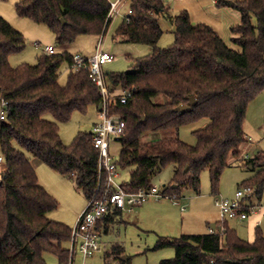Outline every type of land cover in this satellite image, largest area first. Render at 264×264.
Listing matches in <instances>:
<instances>
[{
	"label": "trees",
	"instance_id": "trees-1",
	"mask_svg": "<svg viewBox=\"0 0 264 264\" xmlns=\"http://www.w3.org/2000/svg\"><path fill=\"white\" fill-rule=\"evenodd\" d=\"M216 7L231 8L241 15L240 24L231 27L230 39L236 48L211 26L192 24L187 10L173 14L161 0H131L133 13L113 35L116 42L152 49L134 60V71L108 73L113 87L136 90L133 100L113 110L126 121L118 158L120 170L130 168L125 191L138 193L152 185L158 172L175 166L165 194L183 198L189 189L199 195L204 171H209L212 193L218 194L220 178L231 159L242 157L249 106L264 92V0H217ZM110 8L109 0H21L15 12L49 28L59 46L72 45L80 36H101ZM162 19L175 25V42L166 49L159 47L165 34ZM26 48L24 35L0 17V98L9 107L6 120L0 122V154L5 159L0 180V264H49L45 255L50 253L60 264H68L71 227L48 217L59 202L40 184L28 154L61 176H73L78 190L90 199L99 168L93 136L79 132L66 145L60 124L77 112L86 114L93 105L100 106L101 91L87 71L70 70L74 56L68 52L41 55L35 65L12 66L13 54ZM64 64L70 72L67 83L61 85ZM191 98L196 104L189 111H176L189 105ZM48 114L54 121L45 119ZM204 119L209 123L193 132L195 145L180 137L144 140L147 134L179 130ZM237 163L251 172L238 187L253 186L261 201L264 151ZM123 216L115 211L97 227L109 233V227ZM215 226L211 225L214 232L204 235L159 237L155 251L176 252L173 259L160 264H264L260 226L253 242L241 238L228 222ZM123 253L115 245L105 253L106 264L112 256L117 264H130Z\"/></svg>",
	"mask_w": 264,
	"mask_h": 264
},
{
	"label": "rangeland",
	"instance_id": "rangeland-1",
	"mask_svg": "<svg viewBox=\"0 0 264 264\" xmlns=\"http://www.w3.org/2000/svg\"><path fill=\"white\" fill-rule=\"evenodd\" d=\"M20 1L21 0L0 1V17L4 18L11 26L21 32L26 40L27 48L21 53L13 54L11 57L13 63L18 64L16 66L22 64H37L38 57L45 54L46 46H53L56 50V54L60 55V53H63V48L57 47L58 44L55 42V35L49 28L44 25H37L30 19H22L16 14L15 5ZM116 1L118 0H111L110 2L114 3ZM129 8L130 2L127 1L121 8V15L113 20L108 33L103 39L104 51L110 52L116 58L113 63L107 64V66L104 67L103 70L105 73L132 72L134 71V60L152 52V49L147 45H134L127 42L119 43L113 40V35L122 19L128 14ZM232 11L238 13L237 18L230 16ZM210 12L211 11H209L208 14L212 15ZM227 13H230L228 17L226 15L222 16V20H224L225 23L236 25L234 22H240L241 15L238 11L232 9L223 11V14ZM165 26L166 25L163 24L165 34L159 43V47L162 49L168 48V46L175 42L174 33L166 31ZM100 39V36H80L70 47L69 53L75 56L80 52L88 57L95 52ZM228 44L236 48L231 43V40ZM69 72V66L64 64L60 70L61 76L59 83H61V85L67 83ZM111 89L115 95L121 91L118 87H112ZM162 99L163 98H159L157 101H161ZM113 110L112 113L114 112ZM113 114L121 117L117 113ZM247 116L245 122L246 127L251 123V127L248 126V135L251 133L250 136L254 137L258 147L264 151V92L250 104ZM46 118L54 121L50 114L46 115L45 119ZM97 118V111L94 107L89 109L86 114L80 112L75 113L69 122L60 124V137H62L66 145L71 144L77 137V133L89 132L93 123L98 120ZM208 123L209 120L204 119L198 124L186 126L179 130L171 129L157 132L155 135L147 134L144 140L180 137L185 143L195 145L196 138L193 132L202 129ZM111 151L115 158L118 159L121 154L120 142H113ZM246 153L250 154V156L254 155V153H251L248 146H245L243 149L242 157ZM28 156L32 158V163H34L35 166L36 162L41 164L37 168L38 174L41 177V182L49 188L52 196L59 202V208L50 212L48 217L51 220L63 224L65 223L73 229L77 225L81 213L88 204L87 198L78 190L75 178L73 176H61L41 161L34 158L32 154H28ZM241 158L231 159V166L224 171L220 178L221 181L218 194L212 193L209 171H204L201 176L202 186L199 195L188 189V191H185L183 194L185 198L179 201L181 206L186 207L187 212L181 211V206L174 205L169 199L157 201L152 199L148 203L142 205V207L135 209L134 212H126L117 223L109 227V233H106L105 229L101 230V241L104 246L93 257L86 260L87 264H106L105 253L111 252L115 245H120L123 248L124 253L122 258L131 259L130 264H160L161 261L173 259L176 253L175 249L154 250L158 238H174L189 234L204 235L212 229L211 225L219 223L221 220L220 210L216 207V201L219 198L233 199L238 185H242L251 175L250 170L248 171L237 163ZM174 171L175 166H172L158 172L155 177H153L152 184L160 188L168 186L172 181ZM129 172L130 168L120 171L121 178L119 182L121 184L129 179ZM49 175L55 176L56 179H58L57 182L55 181L53 183ZM254 204L264 207V196L261 201L254 198ZM77 211H80L79 216L76 214ZM256 214H259V212ZM262 218L263 219L258 222L257 226H260L264 233V217L262 216ZM229 224L236 228L237 222L229 221ZM238 229H240V227ZM250 234L251 232H248L246 228L240 229V235L243 239L249 240L254 232L251 236ZM45 258L49 264H60L56 256L51 253L46 254ZM112 259L115 260L112 256V258L107 259V263L112 264ZM115 261L118 263L117 260ZM82 263V257L78 255L75 258V264Z\"/></svg>",
	"mask_w": 264,
	"mask_h": 264
},
{
	"label": "built area",
	"instance_id": "built-area-1",
	"mask_svg": "<svg viewBox=\"0 0 264 264\" xmlns=\"http://www.w3.org/2000/svg\"><path fill=\"white\" fill-rule=\"evenodd\" d=\"M131 0H118L111 3L110 13L107 20V29L100 36L99 47L91 58H85L76 54L74 63L70 67L72 72L79 70L87 71L90 77L101 91V109L100 122L97 123L90 132L93 136V147L99 152L98 160V178L97 187L94 195L88 199L87 207L80 215L77 225L71 229L72 235L69 243L70 259L68 264H75V258L78 255L82 257V264H87V259L93 257L104 246L101 241V230L97 224L105 217L115 211L134 212L135 209L142 207L150 200L169 199L176 206H181L180 198L177 195L169 196L165 194L168 186L158 187L151 185L148 188L141 189L138 193L128 192L123 189V184L119 182L120 167L118 159L111 151L113 142H119L125 135L126 121L112 113V110L118 105H127L134 99L136 90L133 88L123 89L118 94L112 92V84L108 73L104 72L107 64L113 63L116 58L110 53L104 51V42L106 34L110 29L113 20L121 15V8L125 2ZM165 5L176 0H161ZM182 1V0H179ZM133 13L129 8L126 19ZM109 24V25H108ZM45 54L49 56L56 55L53 46L45 47ZM8 103L0 98V122L6 120ZM250 154H244V159H249ZM5 159L0 155V180L3 173V164ZM254 198L257 199L253 186L237 187L233 199L219 198L216 201V207L220 210V222L246 221L252 215H262L264 217V207L254 204ZM181 211L186 212V207L181 206ZM259 212V214H256ZM214 232V230H211ZM113 260V259H112ZM112 264H117L113 260Z\"/></svg>",
	"mask_w": 264,
	"mask_h": 264
},
{
	"label": "crops",
	"instance_id": "crops-1",
	"mask_svg": "<svg viewBox=\"0 0 264 264\" xmlns=\"http://www.w3.org/2000/svg\"><path fill=\"white\" fill-rule=\"evenodd\" d=\"M109 1H111V0H109ZM216 1L217 0H182V1L176 0V1H173V2L167 3L166 6H168L170 8V10L172 11L173 14H178V13L182 12L183 10H187L189 12L192 24L199 25V23H203V24H207V25L211 26L213 29H215L221 35V37L223 39H225V41L227 43H229L230 40H231L230 38L232 37L231 27L235 26V24L233 25L231 23L230 24L229 23H225L224 20H222V16L223 15H226L228 17L230 15V13L223 14V11H225L226 9L217 8L216 7ZM240 1H242V0H240ZM230 9L231 8H229L227 10L229 11ZM209 11H211L210 14H212V15L208 14ZM234 12L235 11H232L230 16L237 18L238 13H234ZM240 20H241V18H240ZM161 22H162V25L163 24L166 25L165 26L166 27V31H171L173 33L175 32V25H173L171 22H169L168 20L166 21L164 19H162ZM234 23H236V25L240 24L239 21L238 22L236 21ZM55 42H56V40H55ZM72 45H59L57 47H62L64 52H68L69 53L70 47ZM98 47H99V41H98V45L96 47L95 52H93L88 57H86L83 53H80V52L77 53V54H81L85 58H91V56H93L96 53ZM72 56H74V55H72ZM9 61L11 62L12 66L18 65V64H14L13 60L11 58H10ZM92 107H94V109H96V111H97V117H98L97 119L98 120L93 123L92 127L89 129V133L93 130V127L97 123L100 122V118H99V116H100V106L93 105ZM248 126L251 127V123H249ZM248 126L247 127H246V125L244 126V131L246 132V135H247V144L245 146H248L250 148L251 153H254V155H255V153L257 151H262V150L258 147L254 137L250 136L251 133L248 135V130H249ZM251 131H252V129H251ZM32 165H33L34 169H36V171L38 173V169L37 168L41 164L39 162H36V166L34 165V163H32ZM49 176H50L51 180L53 181V183L55 181L57 182L58 179H56L55 176H53V175H49ZM38 177H39L40 184H42V186H44L45 189L52 195V193L49 190V188L45 184H43L41 182V177H40L39 174H38ZM58 182H60V181H58ZM183 198H185V197L183 196ZM76 214L79 216L80 215V211H77ZM262 219H263L262 215H252L246 221L235 220L237 222L236 228H235V226L229 224V222H228V226H230L232 229L237 231L239 236L242 238V236L240 235V229L246 228L248 232H251V234H253V232H255V229H256V226H257L258 222L261 221ZM237 226H238V228L240 227V229H238ZM211 230L212 229H210L206 233L211 232ZM251 234H250V236H251ZM247 241H250V242L252 241L253 242L254 241V234Z\"/></svg>",
	"mask_w": 264,
	"mask_h": 264
},
{
	"label": "water",
	"instance_id": "water-1",
	"mask_svg": "<svg viewBox=\"0 0 264 264\" xmlns=\"http://www.w3.org/2000/svg\"><path fill=\"white\" fill-rule=\"evenodd\" d=\"M195 104H196V99L191 98L189 105H181L176 109V111L184 113L186 111H189L191 109V107L194 106ZM100 109H101V105H100ZM258 152L259 151H257L255 154H257ZM212 226H213V228H216L215 225H212Z\"/></svg>",
	"mask_w": 264,
	"mask_h": 264
}]
</instances>
